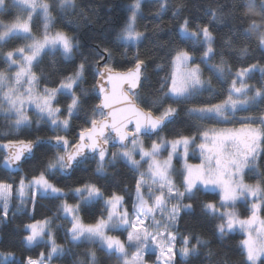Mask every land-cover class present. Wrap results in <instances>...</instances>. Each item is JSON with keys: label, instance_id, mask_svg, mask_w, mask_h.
I'll use <instances>...</instances> for the list:
<instances>
[{"label": "snow or ice", "instance_id": "obj_1", "mask_svg": "<svg viewBox=\"0 0 264 264\" xmlns=\"http://www.w3.org/2000/svg\"><path fill=\"white\" fill-rule=\"evenodd\" d=\"M142 2L131 0L127 6L129 14L116 34L115 41L125 49L137 46L147 38L137 26ZM13 8L17 10L14 19H0V58L5 65L0 68V112L10 121L9 131L20 132L31 126L27 108L34 106L37 126L48 124L52 135L46 139L39 136L34 140L11 139L0 144L3 167L13 173L19 172L22 162L42 144H47L55 152L47 157L43 168L30 180L21 176L15 190L13 184L0 182V207L3 218L7 220L14 191L19 205L26 206L31 202L33 211L38 198L60 201L51 217L24 225L26 248L40 245L45 242V237L48 248L46 252L41 251L38 258L25 256L20 264H51L54 257L64 255L65 245L57 243L52 228L53 221L60 214L70 224L66 243L98 245L97 250H88L87 260L80 264H100L97 251L123 261V264H145L148 252L156 254V264H175L177 231L174 226L181 211L193 210L192 201L202 190L216 189L219 190V202H202V212L220 221L216 231L221 238L237 228L245 234L240 242L239 264H264V219L260 216L264 207V173L256 171L255 182H245L247 171L257 170L258 159L264 155V109L252 113L253 109L264 105V84L250 86L247 83L258 65L240 67L231 75L233 69L221 53L219 62L208 68L211 75L205 80L201 65H209L216 55L215 37L208 25L190 27L189 20L185 18L179 25V37L182 41H190L193 50L178 47L170 52L171 73L163 78L152 106L144 107L139 100V89L145 79L146 60L137 52L132 67L118 70L114 65L113 47L98 43L96 48L99 51L89 49L94 54L95 83L91 90L96 93L98 102L90 109L88 126L82 127L75 141L70 142L67 133L71 121L81 110L83 97L89 95V90L82 87L89 56L81 51L80 41L62 28H56V23L60 13L74 10L75 0H0V16L10 15ZM54 10L57 15L53 14ZM166 10L167 0H160L157 15ZM240 11L260 17L259 23L255 20L249 23L245 35L248 32L256 34L259 46L264 48V28L261 27L264 25V0H260L259 5L257 0H233L231 12ZM179 13L178 5L173 17H178ZM209 14L213 21L220 19L216 11ZM34 15L41 18L42 24V32L35 35ZM13 41L18 42L17 46L5 51L4 45ZM224 43L231 47L230 40L226 39ZM197 45L201 48L198 63L194 60ZM49 53L53 63L57 56L72 60L79 54L80 60L70 73L61 74L55 86L46 85L40 91L41 76L34 69L42 55ZM240 54L246 55L247 48L242 47ZM259 70L264 73V67ZM225 75L230 76L226 97L218 103L190 107L187 113L198 121L221 123L234 119L239 111L249 112L242 117L239 129L202 130L199 143H196V135H178L173 139L159 135L177 115L178 109L173 105L190 102L195 95L211 89L213 77L219 80ZM58 97L68 98L66 109L61 107ZM165 101L168 103L163 107ZM157 105L163 108L159 115L152 110ZM129 125L134 127L129 128ZM153 135L157 139L146 147L141 137L151 138ZM193 145L200 150L199 164L187 163V155ZM110 146L116 148L111 158L108 156ZM164 150H167V157L161 158ZM137 154L139 160L135 158ZM180 155L185 160L180 173L182 184L178 187L173 179V160ZM89 160L95 161L98 174H104L108 165L115 164L117 160L125 161L136 170L142 167V161L147 164V170L140 171L135 181L131 210L126 207L124 195L116 192L106 194L96 183L89 181L66 189L53 181L57 175H71L79 165ZM69 194L74 203L68 202ZM241 200L250 201V215L246 218H241L237 210V203ZM99 201H103L99 218L85 224L81 212ZM20 210L18 206L17 211ZM110 230L119 234H109ZM124 232L127 233L126 239H121ZM207 245L208 241L199 236L192 243L191 234L184 235L179 255L187 260L198 254L201 246ZM131 249L134 252L129 258ZM207 255L209 264H212L213 251L209 249ZM10 258L12 264H16L13 251H0V264H8Z\"/></svg>", "mask_w": 264, "mask_h": 264}, {"label": "trees", "instance_id": "obj_2", "mask_svg": "<svg viewBox=\"0 0 264 264\" xmlns=\"http://www.w3.org/2000/svg\"><path fill=\"white\" fill-rule=\"evenodd\" d=\"M131 0H75V8L68 13H60L58 15L56 28H62L69 35L75 36L81 43V51L89 56V64L85 75L83 88L89 90V95L83 97L81 110L72 119L71 128L67 133L70 142H74L82 127L88 126L90 118V109L97 103L96 93L92 92L94 79V65L92 63L93 53L89 49H96L98 43L103 42L113 47L114 65L118 70L125 71L133 65V57L139 52L141 58L146 60L145 79L139 89V100L144 107L152 106V101L158 95L160 84L165 76L170 75V52L178 47L193 50L190 41H182L179 37V25L185 18L189 20L190 27L199 24L201 27L208 25L215 37L214 48L216 55L210 61L209 65H201L203 78L209 79L210 72L208 68L211 64L219 62L220 55L223 53L227 64L233 69L231 75L240 67H247L251 64H257V69L251 73L247 83L251 86L264 84V73L259 68L264 67V48L259 46L256 34L245 31L248 29L249 23L253 20L260 22V17L255 13L240 11L232 13L231 8L233 0H167V10L157 15L160 0H143L141 15L138 18L137 26L139 30L144 31L146 39L139 45L125 49L122 44L115 41L117 32L123 26L128 16L127 6ZM260 0H257L259 5ZM180 6L178 17H173V11ZM210 11H216L220 17L219 20L213 21ZM10 15L0 16V19L11 21L17 15L16 9H10ZM54 15L57 13L54 10ZM235 17V18H234ZM39 23L35 26L37 27ZM264 28V25H261ZM231 41V47L225 45L224 41ZM18 42L13 41L4 45V50H9L17 46ZM247 48V54L242 56L240 49ZM126 52V55H122ZM201 48L195 46L194 58L200 62ZM80 56L77 54L72 60H64L57 56L55 63L51 54H45L40 58V62L36 65L35 71L41 76L40 86H55L61 77V74L67 75L75 65L79 63ZM159 65V67H157ZM3 59L0 58V68H4ZM230 84V76L217 80L212 78L211 89H205L200 94L191 98L188 103L173 105L177 107L178 112L175 118L163 130V135L168 139H173L178 135H199L202 130H207L212 126V121H198L189 117L187 109L204 103H218L227 95V89ZM166 91V89H165ZM61 107L66 109L68 98L58 97ZM165 101L163 107L167 106ZM264 106V105H262ZM156 115H159L163 108L157 105L152 108ZM7 120L0 118V144L11 139H35L37 136L47 138L52 135L48 124L41 123L39 126L36 120L32 121L29 128L21 129L20 132L7 131L5 124ZM7 133V134H5ZM146 145L152 139L141 138ZM109 158L116 148L109 147ZM55 149H50L47 144H42L34 149V153L24 160L21 164V170L13 173L3 167V150L0 149V182L10 183L16 186L21 176H26L29 180L32 175L38 174L46 163L47 157L52 155ZM96 163L93 160L79 165L75 171L69 176L57 175L53 177V181L58 186L75 187L85 182H93L102 187L106 194L116 192L124 195L128 204L132 203L135 192V181L139 176V172L133 169L123 160H117L115 164L108 165L104 174L96 173ZM69 203H74L71 194L67 197ZM217 202L218 195L212 192L198 193L193 201L194 208L192 211L184 212L179 216L178 232L184 236L191 234L192 243H195L197 236L208 241L207 246H201L198 254L190 256L187 260L181 259L177 254L175 264H209L208 251L211 249L214 253L212 264H239L240 262V242L242 236L239 234H229L221 238L216 231L218 219L207 215L201 210L202 202ZM60 201L49 197L38 198L35 210L29 205L24 209H17L9 212L7 220L3 218L2 209L0 208V251H13L15 253V262L20 261L28 255L38 258L42 250L47 249L46 244H40L32 248H26L23 242L24 225L46 217H51L57 211ZM103 202L88 205L82 212L81 218L84 223H93L101 214ZM106 212L104 213V215ZM70 226L60 214L55 219L52 228L55 231L60 242L64 244L66 241V231ZM69 244V243H67ZM65 245V244H64ZM66 246V245H65ZM67 249L62 256H57L55 261L60 264H80V256L87 260V252L90 247L97 250L98 245L81 244L79 246L67 245ZM66 248V247H65ZM97 257L100 264H122L114 257L109 258L103 253L97 251ZM12 264V260L8 261Z\"/></svg>", "mask_w": 264, "mask_h": 264}, {"label": "rangeland", "instance_id": "obj_3", "mask_svg": "<svg viewBox=\"0 0 264 264\" xmlns=\"http://www.w3.org/2000/svg\"><path fill=\"white\" fill-rule=\"evenodd\" d=\"M37 23H39V25L36 27L35 25L37 24ZM32 25H33V34L35 35V34H37V33H39V32H42V24H41V18L40 17H38V16H33V21H32ZM43 56V55H42ZM194 60H195V58H194ZM235 74V72L233 73V75ZM247 81H248V79H247ZM251 86V85H250ZM43 88L44 87H41L40 85H39V90L40 91H42L43 90ZM261 109H264V106H262V105H260L259 106V108L258 109H253L252 110V113H256V112H258L259 110H261ZM27 114L29 115V117H30V119L33 121V120H36V110H35V107L34 106H28V108H27ZM250 113L249 112H244V111H239V112H237L236 113V115H235V117H234V119H230L229 121H227V122H221V123H216L215 121H212L213 122V124H212V126L211 127H209V129H215L216 131H219V130H221V129H223V128H232V129H239L240 127H241V123H242V117H244V116H246V115H249ZM5 118V116H4V114L2 113V112H0V118ZM7 120V119H6ZM9 125H10V121L9 120H7V123L5 124V126H6V130L8 131L9 130ZM209 129H207V130H209ZM13 132H15L14 130H13ZM16 133V132H15ZM160 136H163V137H165L164 135H163V133H161V134H159ZM166 138V137H165ZM153 139H157V136L156 137H154ZM152 139V140H153ZM168 139V138H167ZM143 141V140H142ZM152 142V141H151ZM151 142L149 143V145H146L145 143H144V141H143V143H144V145L146 146V147H150V145H151ZM200 142V136L199 135H197L196 136V143H199ZM1 144H3V143H1ZM111 147V146H110ZM129 147H131V144L129 143ZM182 151V150H181ZM109 150H108V156H109ZM167 157V150H164L163 152H162V154H161V158H166ZM136 159H140V157H139V155L137 154L136 155V157H135ZM184 160H185V158L182 156V155H180V156H177L176 158H174V160H173V168H174V170H175V172H174V176H173V179L175 180V182H176V184H177V186L178 187H180L181 186V184H182V176L180 175V173L182 172V170H183V166H184ZM201 162V155H200V150L195 146V145H193L192 147H191V149L189 150V152H188V155H187V163H189V164H199ZM142 163V167L138 170V172H140V171H146L147 170V164L146 163H144L143 161L141 162ZM258 165H259V167H258V169L257 170H254V171H247V173H246V175H245V182H247V183H254L255 182V177H256V171H259L260 173H264V155H261L260 157H259V159H258ZM18 186V184L16 185V186H14V190H15V188ZM202 193H206V192H212V193H216L217 195H218V201L216 202V203H218L219 202V190L218 189H216V190H209V191H201ZM134 194H135V192H134ZM126 201V200H125ZM103 202V201H102ZM187 202H189V201H185V203H187ZM213 202V201H212ZM192 203H193V201H192ZM194 204V203H193ZM27 205H29V206H31L32 207V204H31V202H29ZM26 205V206H27ZM20 207L21 209H24L26 206H20L19 205V199H18V197L15 195V191H14V195H13V198H12V200L10 201V211L11 210H14V209H17V207ZM126 207H128V209L129 210H131V207H132V203L131 204H128L127 203V201H126ZM1 209H2V207H0ZM237 210H238V212H239V214H240V216H241V218H246L248 215H250V201H246V200H241V201H239L238 203H237ZM9 211V212H10ZM192 211V210H191ZM184 212H188V211H181V213H180V215L182 214V213H184ZM62 215V214H61ZM63 216V215H62ZM105 216H106V214H105ZM260 216H261V218L262 219H264V207H262V209H261V212H260ZM179 220V219H178ZM32 222H34V221H32ZM32 222H30V223H32ZM220 221L218 220V223H219ZM86 224V223H85ZM70 227V226H69ZM175 227V229H176V231H177V246H176V251H177V254H179V249H180V247H181V245H182V235L178 232V230H177V228H178V221H177V223H176V225L174 226ZM55 232V231H54ZM233 233H235V234H239L240 236H242V239H244L245 238V234L242 232V231H240L238 228L235 230V231H233V232H231V233H228L227 235H229V234H233ZM109 234H119V233H114V232H112L111 230L109 231ZM126 235H127V233L126 232H124L122 235H121V239H126ZM227 235H225V236H227ZM55 237H56V240H57V243H59V244H63L62 242H60L59 241V239H58V237H57V235L55 234ZM46 241H47V237H45V242H43V243H41V244H46L47 245V243H46ZM86 244H88L87 242H85ZM64 244L66 245L65 247V251H66V249H67V245H72L71 243H69V244H67L66 243V241L64 242ZM63 244V245H64ZM89 245H92V244H89ZM72 246H74V245H72ZM47 248H48V245H47ZM90 248H92L93 249V246L92 247H90ZM47 250V249H46ZM46 250H42V251H45L46 252ZM133 252H134V249H131V250H129V252H128V257L129 258H131V256H132V254H133ZM79 256H80V258H79V260H80V262L81 261H86L85 260V258L83 259L81 256V252H79V254H78ZM57 257V256H56ZM56 257H54L53 259H52V261H51V264H60V263H58V262H56L55 261V258ZM9 260H12L11 258L9 259ZM156 260H157V256H156V254L155 253H153V252H148L146 255H145V264H156ZM122 264H123V261H122Z\"/></svg>", "mask_w": 264, "mask_h": 264}, {"label": "water", "instance_id": "obj_4", "mask_svg": "<svg viewBox=\"0 0 264 264\" xmlns=\"http://www.w3.org/2000/svg\"><path fill=\"white\" fill-rule=\"evenodd\" d=\"M166 126V125H165ZM134 127V125H129V128H133ZM163 130H164V128H163ZM163 131H161L160 133H162ZM159 133V134H160ZM114 135V134H113ZM77 137H78V135H77ZM143 138H148V139H151V138H154V137H156L155 135H153L151 138H149L148 136H142ZM141 137V138H142ZM131 140V137H129V141ZM117 147H118V145H117Z\"/></svg>", "mask_w": 264, "mask_h": 264}]
</instances>
